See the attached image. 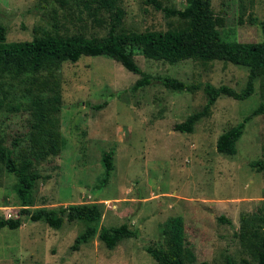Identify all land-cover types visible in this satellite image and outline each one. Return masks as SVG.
Returning a JSON list of instances; mask_svg holds the SVG:
<instances>
[{"label":"rangeland","instance_id":"obj_1","mask_svg":"<svg viewBox=\"0 0 264 264\" xmlns=\"http://www.w3.org/2000/svg\"><path fill=\"white\" fill-rule=\"evenodd\" d=\"M161 1L178 9L190 4ZM117 3L123 10L121 30L167 31L186 25L154 10L146 0ZM94 6L89 10L75 1L63 6L58 0H0V20L7 27L8 42L31 41L54 30L55 24L67 34L106 35L114 12L99 9L94 19ZM213 8L224 19L221 29L229 40L264 41V0H213ZM135 60L147 74L190 85L210 83L242 91L249 76L248 69L227 62L187 59L172 64L146 58L138 49ZM55 76L60 90L53 96L59 136L56 150L47 149V158L32 167L40 178L32 191L31 209L99 203L103 226L126 223L138 238L125 240L114 250L95 238L76 250L86 223L66 220L57 230L26 216L21 228L0 231V264H158L146 247L161 241L162 231L178 217L185 227L184 264H258L248 242L255 244L264 234V171L256 166L264 160V113L246 125L237 154L219 153L217 141L264 103V78L256 80L254 94L245 101L221 96L188 134L177 132L175 125L204 109L208 100L204 88L174 92L154 82L133 91L141 77L107 57L65 63ZM40 92L32 79L14 80L10 96L0 106V140L14 146L19 162L39 155L32 146V114ZM106 153L113 155L114 170L102 186ZM2 166L0 218L8 213L17 217L22 208L17 180ZM253 233H258L255 238Z\"/></svg>","mask_w":264,"mask_h":264},{"label":"trees","instance_id":"obj_2","mask_svg":"<svg viewBox=\"0 0 264 264\" xmlns=\"http://www.w3.org/2000/svg\"><path fill=\"white\" fill-rule=\"evenodd\" d=\"M51 2L53 0H43ZM63 6L72 1L83 3L91 10L93 5L94 19H97L99 9L114 12V18L106 35L88 37L85 34H67L54 30L44 31L42 36H36L31 41L8 42L7 27L0 20V106L10 96V88L14 80L24 82L28 79L39 83L42 91L37 94L34 102L32 118V146L39 150V155L33 159L19 160L14 155V146L7 147L0 140V163L2 169L17 180L16 195L20 201L17 217L0 218V231L3 228L12 230L23 226V217L29 216L34 222L44 221L54 229H61L68 222H84L86 229L76 239L75 249L89 244L98 238L109 250H114L125 240L138 238V232L128 224L118 227L102 225L103 208L101 204H79L57 209L39 208L33 211L35 205L32 191L40 178L32 167L35 162L45 159L48 150L55 149V139L59 136L56 127L57 119L54 116L59 96V83L56 72L65 63H78L83 57H107L120 63L125 69L141 78L133 86L138 91L154 82H160L168 90L174 92H193L204 88L208 97L207 104L202 111L192 114L183 123L175 125V130L181 133L192 134L196 124L207 115L210 108L217 103L221 96H228L237 101L249 99L255 92V82L264 78V41L256 43H242L229 40L223 34L224 19L217 15L213 8V0H190V4L183 9L165 6L161 0H146L154 10L162 12L166 17H178L186 22L184 28L169 29L167 31L148 30L145 32L121 30L123 10L117 0H58ZM140 50L146 58L156 61L177 63L187 59L202 62L222 61L249 70L246 87L237 91L230 86L216 87L210 83L190 85L170 76L154 77L145 73L135 60V51ZM49 75L44 81L39 76ZM29 76V77H28ZM32 76V77H30ZM28 78V79H27ZM6 86L9 89H6ZM52 93L50 96H45ZM107 103L99 105L98 109ZM264 113V103L251 112L238 126L223 133L217 141V151L224 155L237 154V143L244 134L246 125L254 118ZM16 143H14L15 145ZM105 174L101 185L105 186L114 170L113 155L106 153L103 157ZM259 170L264 171V160L256 163ZM224 222L231 223L222 218ZM258 233L254 234V238ZM184 236L185 227L181 217L176 218L170 229L162 231V240L157 244H150L146 251L158 264H184ZM259 242V243H257ZM255 244L248 243L255 249L254 255L258 264H264V234ZM200 264H210L204 261Z\"/></svg>","mask_w":264,"mask_h":264},{"label":"built area","instance_id":"obj_3","mask_svg":"<svg viewBox=\"0 0 264 264\" xmlns=\"http://www.w3.org/2000/svg\"><path fill=\"white\" fill-rule=\"evenodd\" d=\"M6 218L12 219V218H15V215H13L12 213H8Z\"/></svg>","mask_w":264,"mask_h":264}]
</instances>
